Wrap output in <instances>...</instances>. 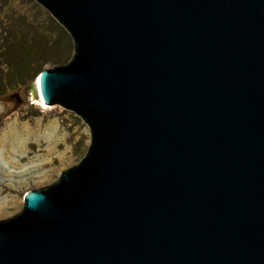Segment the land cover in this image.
<instances>
[{"label":"water","instance_id":"1","mask_svg":"<svg viewBox=\"0 0 264 264\" xmlns=\"http://www.w3.org/2000/svg\"><path fill=\"white\" fill-rule=\"evenodd\" d=\"M36 1L75 47L35 94L92 142L0 264H264V0Z\"/></svg>","mask_w":264,"mask_h":264},{"label":"rangeland","instance_id":"2","mask_svg":"<svg viewBox=\"0 0 264 264\" xmlns=\"http://www.w3.org/2000/svg\"><path fill=\"white\" fill-rule=\"evenodd\" d=\"M74 47V40L68 30L36 0H0V71L9 72L15 69L13 61L23 60L26 72L30 71L23 85L0 98V130L15 118L30 121L33 126L40 117L44 123L57 118L60 131L67 132L59 149L64 151L67 146L70 148L66 155L70 158L69 163L55 158L52 167L46 166L50 180L44 184L31 181L19 190L3 188L4 195H15L17 201L15 207H8L4 215H0V221L11 218L24 209L29 189L54 184L63 171L78 165L88 153L92 133L83 117L58 104L50 105L51 109L43 108L36 103L33 94L34 84L38 80V75H34L38 68L53 69L69 63L74 55ZM24 74L26 76L23 71L18 73L16 83L24 78ZM1 92L5 91L0 90ZM30 145L32 150H36L35 144Z\"/></svg>","mask_w":264,"mask_h":264},{"label":"bare ground","instance_id":"3","mask_svg":"<svg viewBox=\"0 0 264 264\" xmlns=\"http://www.w3.org/2000/svg\"><path fill=\"white\" fill-rule=\"evenodd\" d=\"M35 86H39V79L34 84L33 94L36 103L43 108L51 109L50 105L41 100L40 94H35ZM65 133L60 131L57 118L44 123L40 117L36 120L35 126L30 121L15 118L1 128L0 215H4L5 210L13 207L17 201L15 195L10 193L4 195L3 188L19 190L31 181L44 184L50 180L46 166L52 167L55 158L69 163L70 158L66 155L70 148L67 146L64 151L59 149V144L65 141ZM30 144H35L36 150H32Z\"/></svg>","mask_w":264,"mask_h":264},{"label":"trees","instance_id":"4","mask_svg":"<svg viewBox=\"0 0 264 264\" xmlns=\"http://www.w3.org/2000/svg\"><path fill=\"white\" fill-rule=\"evenodd\" d=\"M24 63H25L24 60L20 61V62L19 61H13L12 64H13L15 69L10 70L9 72H7L6 70L0 71V90L5 91V92L0 93V98L5 97L7 94H9L11 92V90L18 88L21 85H23V81L26 79L28 73L30 72V71L26 72L25 67H23V65H22ZM20 71H23L24 73H26V76L24 74V78L20 79L19 83H16L15 77L18 76V73ZM41 71H42V68H38V70L34 76L36 77L37 75H39ZM34 76L32 77V79L34 78ZM18 78H21V77L19 76ZM18 84H20V85H18ZM13 86H16V87H13Z\"/></svg>","mask_w":264,"mask_h":264}]
</instances>
